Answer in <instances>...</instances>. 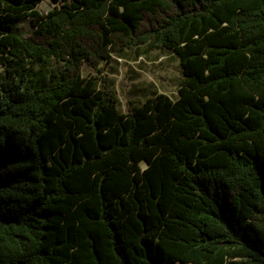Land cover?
I'll list each match as a JSON object with an SVG mask.
<instances>
[{"label":"trees","instance_id":"trees-1","mask_svg":"<svg viewBox=\"0 0 264 264\" xmlns=\"http://www.w3.org/2000/svg\"><path fill=\"white\" fill-rule=\"evenodd\" d=\"M42 1L0 0V264H264V0ZM149 42L177 97L120 112L83 66Z\"/></svg>","mask_w":264,"mask_h":264},{"label":"rangeland","instance_id":"rangeland-1","mask_svg":"<svg viewBox=\"0 0 264 264\" xmlns=\"http://www.w3.org/2000/svg\"><path fill=\"white\" fill-rule=\"evenodd\" d=\"M52 5L50 0H43L38 5V10L45 13ZM15 30L22 31L25 36L28 35L32 30L30 21L23 20ZM36 68L42 70L40 65ZM83 75L96 76L100 87L103 84L100 78L105 77L120 112H127L142 104L146 98L159 93L175 99L182 78L178 57L154 42L114 54L109 64L102 63L94 67L86 62L83 66Z\"/></svg>","mask_w":264,"mask_h":264}]
</instances>
